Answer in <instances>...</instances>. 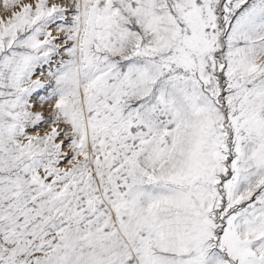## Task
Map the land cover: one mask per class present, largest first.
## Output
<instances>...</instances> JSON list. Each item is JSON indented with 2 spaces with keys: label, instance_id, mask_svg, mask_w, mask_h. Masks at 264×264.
Masks as SVG:
<instances>
[{
  "label": "snow or ice",
  "instance_id": "6c2138e0",
  "mask_svg": "<svg viewBox=\"0 0 264 264\" xmlns=\"http://www.w3.org/2000/svg\"><path fill=\"white\" fill-rule=\"evenodd\" d=\"M0 3V264H264V0Z\"/></svg>",
  "mask_w": 264,
  "mask_h": 264
},
{
  "label": "rangeland",
  "instance_id": "374dc122",
  "mask_svg": "<svg viewBox=\"0 0 264 264\" xmlns=\"http://www.w3.org/2000/svg\"><path fill=\"white\" fill-rule=\"evenodd\" d=\"M25 2H27V0H25ZM4 15V10H3V7H2V3H0V16H3ZM43 127H47L46 125L43 126Z\"/></svg>",
  "mask_w": 264,
  "mask_h": 264
}]
</instances>
